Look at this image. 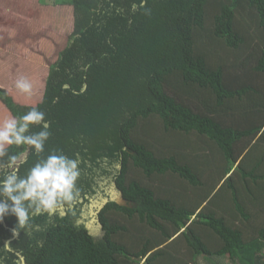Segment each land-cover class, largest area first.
Wrapping results in <instances>:
<instances>
[{
	"label": "trees",
	"instance_id": "obj_1",
	"mask_svg": "<svg viewBox=\"0 0 264 264\" xmlns=\"http://www.w3.org/2000/svg\"><path fill=\"white\" fill-rule=\"evenodd\" d=\"M3 1L6 27L16 33L0 34V111L20 117L38 107L50 137L41 154L7 146L0 179L12 170L8 156L18 157L23 176L52 150L78 159L81 175L76 202L34 216L26 234L13 239L17 220L4 218L0 264H24L22 257L25 264H199V257L264 264V0H71L56 3L63 12L53 27L40 24L35 2ZM16 38L38 45L9 57L13 77H6L3 56L12 51L1 45ZM22 56L45 73L37 98L40 75L19 72ZM21 76L33 85L30 96L15 88ZM155 120L164 143L177 137L168 155L154 148ZM181 146L222 158L223 174L214 155L198 163L204 169L211 161L210 188ZM170 174L190 183L195 197L177 193L174 182L154 183ZM92 200H99L98 229L89 226ZM146 227L152 236L141 235Z\"/></svg>",
	"mask_w": 264,
	"mask_h": 264
},
{
	"label": "clouds",
	"instance_id": "obj_2",
	"mask_svg": "<svg viewBox=\"0 0 264 264\" xmlns=\"http://www.w3.org/2000/svg\"><path fill=\"white\" fill-rule=\"evenodd\" d=\"M15 88L27 95L33 92V85L27 77L15 81ZM33 125L40 126L38 132H30ZM50 137L45 123V113L32 107L20 117L10 116L0 122V158L8 155L7 146L29 145L37 154L44 153ZM17 156H8V166L12 169L0 179V223L6 216H14L17 223L11 230L16 239L21 230L26 234L32 218L41 214H51L64 205L71 206L79 198L78 180L80 168L78 159L70 158L59 150H52L32 165L25 175L15 169ZM11 241L5 242V248Z\"/></svg>",
	"mask_w": 264,
	"mask_h": 264
},
{
	"label": "rangeland",
	"instance_id": "obj_3",
	"mask_svg": "<svg viewBox=\"0 0 264 264\" xmlns=\"http://www.w3.org/2000/svg\"><path fill=\"white\" fill-rule=\"evenodd\" d=\"M64 1H71V0H41V6H40V14H39V16L41 15V18H40V24L43 26V27H53V24H58V22H56V20H55V18H54V16H56V15H60V13L61 12H63V9H59L61 6H59V8H57V7H55L57 4L56 3H61V2H64ZM6 1L4 0L3 1V3H5ZM6 6L7 5H3V4H1L0 5V8H2V9H6ZM5 16H3V12H1L0 11V18H4ZM2 23V22H1ZM70 24H73V21L71 20V23ZM2 25H3V23H2ZM11 25V24H10ZM5 29H7V30H9V31H11L12 33L11 34H13V33H16V29H13V28H11V29H9V28H5ZM73 30H74V26H70V29H69V31H64L63 32V34H66V37H64V38H67V40H69L70 38H71V34L73 33ZM0 34H1V30H0ZM63 38V39H64ZM1 46H4L5 48H4V50H7V51H12L11 53H9V54H6V55H4L3 56V58H4V60H7V59H9V57H14L15 55H16V53L12 50V48L11 47H8V46H12V44L10 43L8 46H6L5 44H2ZM12 47H14V46H12ZM20 46L18 45L17 46V48H15V49H18ZM24 49V48H23ZM23 49L20 51V52H22L23 51ZM18 51H19V49H18ZM19 52V53H20ZM39 52L40 53H44L43 52V50L41 49V48H39ZM222 53H223V51H221ZM227 53H228V51H227ZM226 56H229V57H231L232 59L234 58V55H232V53H231V55L230 54H227ZM23 58L21 59V61L20 62H16L15 61V65H17L16 66V68L19 70V72H21L22 73V75H25V76H28L29 74H33V76H36V75H40V81H39V78H38V81L36 82V89H37V92L33 95V98H37L38 96H40L41 95V93L43 92V90H44V87H45V80H44V77H45V73H43V68H42V66L40 65V67H38L39 68V71H38V69L37 70H33V71H31L29 68H27V66H26V57H24V56H22ZM13 61H14V58H10L9 59V66H8V68H7V71H6V77H13L12 75H11V73H10V70L12 69L11 68V65H12V63H13ZM36 62H38V60L36 61ZM16 71V70H15ZM17 73H18V75H19V72L18 71H16ZM38 72H39V74H38ZM17 80V79H16ZM15 81V80H14ZM4 110V109H3ZM7 111V110H6ZM8 112V111H7ZM153 127L155 126V128H156V133L158 134V135H160V142H156L155 143V150L157 151V153L158 154H162V155H165V154H167L168 155V153L173 149V148H176L177 147V144L174 142V143H172V141H177V137H169V139L167 138L166 139V142L164 143V138L167 136V134H166V132L163 130V128H162V126H161V122L159 121V120H155L153 123ZM155 128H154V130H155ZM150 131H152V127H150ZM193 138V140H194V143L196 142V141H198L199 142V145H205V146H208L205 142H202V141H200V140H197V138L195 137V136H193L192 137ZM179 140H181V138H179ZM152 141H155L154 139H152ZM196 144V143H195ZM194 144V145H195ZM167 145H171L172 147H167ZM184 145V144H183ZM186 145H187V142H186ZM188 148V147H187ZM187 148L186 147H180V148H177L178 150H179V152L181 153V151H183V153H187L188 152V150L190 151V153H191V155H192V157L191 158H193V160L195 161V163H194V165L197 167V169H198V172L200 173V175H201V177L203 178V180L204 181H207V185H206V187H205V189H208V188H210L211 187V161H210V159H211V156H213L212 155V153H211V151L210 150H208L210 153H211V155L209 154V155H207V154H205V153H202L201 154V152H196V151H193L192 149H188L187 150ZM208 149H210V148H208ZM208 151H207V153H208ZM213 152H215L214 150H213ZM199 156H200V158H202V160H200L199 159ZM210 156V159H207L208 160V162H204V164L206 165V166H204L203 168L204 169H202V166H203V164H199V167H200V169L198 168V163H199V161H205L204 160V158L205 157H209ZM214 158H215V160L217 161V163H218V165H219V168L221 169V171H222V173L221 174H223V172L225 171V163L223 162V160H222V158L219 156V154L218 153H216L215 152V155H214ZM216 172L217 171H215L213 174H216ZM132 175L133 176H136V178H139V179H144L145 177H144V175H142V173H141V171L140 170H138V169H133V171H132ZM217 175V174H216ZM174 182V184H176L177 186H178V189L176 190V192L177 193H179V194H185V196H188V197H190V198H193V197H195V194H196V190H195V188L190 184V183H188L186 180H183V179H180L179 177H177V176H175V175H167L166 177H164V178H159L158 177V180H155L154 181V183H156V184H164L165 182ZM204 189V190H205ZM113 194L115 195L116 194V192L115 191H113ZM224 196H228V194L226 195V193H223L222 195H221V198L220 199H223L224 198ZM230 197V196H229ZM252 199L251 197H248V199ZM243 199H244V197H243ZM224 201H225V205H229L230 204V206H229V209H230V212H233V210H234V208H233V204H231V199H224ZM240 220H241V214H237V218H236V221H237V225H241L242 226V224L240 223ZM245 229L250 233V234H253V229H250L249 227H245ZM152 232H153V230L152 229H150V227H146V228H144L143 229V232L141 233V235H143V236H145V235H147V236H152ZM95 233L97 234V235H99L100 233H101V231L100 230H97V231H95ZM128 235V234H127ZM125 242H128L130 245L131 244H134V241H133V239L131 238V239H128V238H126V237H124V239H123ZM176 248V247H175ZM173 252V251H172ZM172 252H171V254H172ZM198 263L199 264H235V263H233L231 260H229V258L228 257H225V258H222V257H214L213 258V262H212V260H209L208 258H206V257H199L198 258Z\"/></svg>",
	"mask_w": 264,
	"mask_h": 264
},
{
	"label": "crops",
	"instance_id": "obj_4",
	"mask_svg": "<svg viewBox=\"0 0 264 264\" xmlns=\"http://www.w3.org/2000/svg\"><path fill=\"white\" fill-rule=\"evenodd\" d=\"M24 2H26L27 4H31V7H33V5H34V2H35V4L37 5V11H38V8H40V6H41V0H23ZM6 4V3H5ZM6 9H9V5H7L6 6ZM6 9H0V11L2 12L3 10H6ZM12 11V10H11ZM27 11H30V12H33V10H27ZM22 16H23V14H22ZM3 19V25L2 24H0V30H1V32H3L4 30H5V28H7L6 26H7V19H8V17L7 16H5L4 18H2ZM10 29V28H9ZM8 37V36H7ZM17 40H13L12 42H11V44H12V46H14V47H12V46H8V47H11L12 48V50L14 51V52H17L18 51V49H19V51L18 52H20L23 48H27V50H28V48H29V46L28 45H25V46H23V43L24 42H26L27 40H24V39H19V38H16ZM28 41H29V39H28ZM27 41V42H28ZM29 43H31V46H30V48L29 49H31V51H33V49L38 45V42L36 43V44H34V39L31 41V42H29ZM20 46L18 49H15V48H17V46ZM16 46V47H15ZM27 50H25V51H27ZM26 56H27V54H26ZM21 57V56H20ZM26 61H31V62H33L34 60H32V59H26ZM28 65H34L33 63H29V62H26V66H28ZM35 66V65H34ZM36 69H39V68H36ZM10 117V115H9V113L5 110H1L0 111V122H2L3 120H5V119H7V118H9Z\"/></svg>",
	"mask_w": 264,
	"mask_h": 264
},
{
	"label": "flooded vegetation",
	"instance_id": "obj_5",
	"mask_svg": "<svg viewBox=\"0 0 264 264\" xmlns=\"http://www.w3.org/2000/svg\"><path fill=\"white\" fill-rule=\"evenodd\" d=\"M101 195H102V193H101ZM98 202H99V200H92V202L88 208V216H90V225L89 226H94L96 229L99 228V224L97 223V221L99 220L97 217L98 211L96 210V208L99 205ZM86 216H87V214H84V217H86Z\"/></svg>",
	"mask_w": 264,
	"mask_h": 264
},
{
	"label": "water",
	"instance_id": "obj_6",
	"mask_svg": "<svg viewBox=\"0 0 264 264\" xmlns=\"http://www.w3.org/2000/svg\"><path fill=\"white\" fill-rule=\"evenodd\" d=\"M4 221V220H3ZM22 260H23V263L25 264V259H24V257H22Z\"/></svg>",
	"mask_w": 264,
	"mask_h": 264
}]
</instances>
